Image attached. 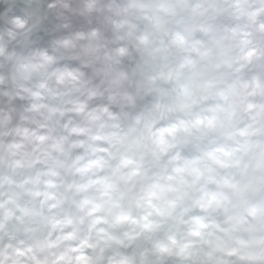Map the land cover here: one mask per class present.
<instances>
[{
    "label": "clouds",
    "instance_id": "1",
    "mask_svg": "<svg viewBox=\"0 0 264 264\" xmlns=\"http://www.w3.org/2000/svg\"><path fill=\"white\" fill-rule=\"evenodd\" d=\"M0 264H264V0H0Z\"/></svg>",
    "mask_w": 264,
    "mask_h": 264
}]
</instances>
